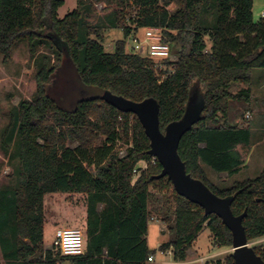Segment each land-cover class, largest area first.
I'll use <instances>...</instances> for the list:
<instances>
[{
  "label": "trees",
  "instance_id": "16d2710c",
  "mask_svg": "<svg viewBox=\"0 0 264 264\" xmlns=\"http://www.w3.org/2000/svg\"><path fill=\"white\" fill-rule=\"evenodd\" d=\"M108 2L115 7L104 16L105 24L91 27L84 21L93 9L91 1L77 0V7L60 18L57 10L64 0H0L1 62L6 64L20 43L27 44L32 56L40 46L49 49L36 58V94L20 101L1 135L5 149L13 143L18 158L12 184L0 187L4 264H147L153 252L146 241L150 192L164 188L171 190L174 206L172 215L159 214L170 235L160 251L185 260L204 228L215 245L232 247L231 231L220 217L205 215L201 206L179 195L167 176L154 177L162 167L151 161L149 139L138 118L102 100L103 90L133 101L154 98L164 131L181 118L189 92L198 84L204 91L203 117L182 135L178 154L193 178L218 196L233 197V214L246 210L242 224L249 242L263 238L264 167L225 186L213 183L205 169L238 173L243 160L236 147L253 140L252 130L230 117L232 103L251 100L249 87L233 93L231 85L249 84L252 69L264 68V19L253 18V0ZM126 16L132 27L123 23ZM104 27L121 28L123 34L110 52L102 43ZM145 27L160 28L177 57L161 62L171 70L156 71L152 59L126 49L131 31ZM66 96L72 97L68 103ZM97 135L103 136L99 144ZM117 139L132 144L123 158L114 152ZM140 160L147 166L134 179ZM54 192L85 196L82 255L63 256L43 248V199ZM253 248L264 260V243ZM215 264H234L231 253Z\"/></svg>",
  "mask_w": 264,
  "mask_h": 264
},
{
  "label": "rangeland",
  "instance_id": "374dc122",
  "mask_svg": "<svg viewBox=\"0 0 264 264\" xmlns=\"http://www.w3.org/2000/svg\"><path fill=\"white\" fill-rule=\"evenodd\" d=\"M93 2V9L85 14L84 21L87 25L95 27L98 24L104 23V16L115 7V4L108 0H85L86 3ZM77 7V0H64L57 12L58 17H63L68 12ZM174 4L168 6L173 9ZM128 11H133L128 9ZM264 11V0H253L252 14L255 20L260 18L261 12ZM128 16V15H127ZM127 16L123 20L126 25H132L127 20ZM107 26V25H106ZM143 29L137 32L134 30L125 38L129 45L133 44L131 36L143 35ZM103 46L105 51H112L115 42L123 38L121 28L104 27L101 30ZM171 51V50H170ZM49 49L44 46L38 48L36 55L32 56L26 43L18 44L12 51L10 60L3 64L0 56V187L9 185L13 182V168L18 163V158L15 155L13 143L5 149L2 144V132L9 123L13 113L18 108L20 101L29 100L36 94L35 66L36 58L41 53H48ZM174 61L177 60L176 55L171 51ZM55 61V56H52V62ZM172 66L164 65V70H171ZM252 79L249 84L233 83L230 90L236 93L242 88H250L251 100L246 103H232L230 117L232 122L238 126H248L253 132V140L249 145H239L238 150L242 157L246 160L245 166L241 167L238 174L228 176L226 172L215 173L209 167L205 166L208 178L219 186L230 185L234 180H241L246 177L257 175L264 167V68L254 67L251 71ZM193 87L203 94V90L198 84H193ZM192 87V88H193ZM59 94V93H58ZM204 95V94H203ZM71 96H66L64 102L68 103ZM62 101V102H63ZM63 102V103H64ZM64 103V104H65ZM249 111L252 116L249 119L244 118V114ZM102 135H97L95 144L101 143ZM258 142V143H256ZM256 143V144H255ZM70 147H75V141H68ZM254 144V146H253ZM142 160L138 161L136 167H142ZM247 167V168H246ZM134 178V177H133ZM149 209L151 215L160 219L162 211L173 213V198L170 189H151ZM44 237L43 245L50 246L54 239V231L58 227H75L84 231L86 217V202L85 196L81 193H64L54 192L44 195ZM100 208V205H99ZM172 218V217H171ZM157 221L151 222L148 227V247L153 250L152 256L154 261L149 264H176L172 252H162L159 249V243L162 238L168 235V232L159 230ZM167 231V224L163 223ZM162 234L164 236H162ZM195 243L191 246V250L195 253L188 257L189 264H215L217 260H222L226 255L231 253V248L219 247L213 242V236H208V229L204 228ZM264 243V237L250 242L251 246H258ZM198 258V261L196 260ZM1 262L4 264L0 257ZM60 264H70V262L62 261Z\"/></svg>",
  "mask_w": 264,
  "mask_h": 264
},
{
  "label": "water",
  "instance_id": "95a60500",
  "mask_svg": "<svg viewBox=\"0 0 264 264\" xmlns=\"http://www.w3.org/2000/svg\"><path fill=\"white\" fill-rule=\"evenodd\" d=\"M99 97L122 112L136 115L149 139L148 153L156 157L162 167L155 178L167 176L179 195L201 206L205 215L215 214L221 218L232 234L231 255L234 264H264L247 239L242 224L246 210L239 215L233 214V197L218 196L201 180L193 178L186 172L185 163L178 154L182 135L203 117L205 99L198 88H191L181 118L169 122L164 131L160 130L159 105L154 98L133 101L108 90L101 91Z\"/></svg>",
  "mask_w": 264,
  "mask_h": 264
},
{
  "label": "built area",
  "instance_id": "2783aa9c",
  "mask_svg": "<svg viewBox=\"0 0 264 264\" xmlns=\"http://www.w3.org/2000/svg\"><path fill=\"white\" fill-rule=\"evenodd\" d=\"M260 18L264 19V11L261 12ZM143 35L131 36L133 41L132 45L126 42V49L132 54L141 56H147L153 61V67L156 71H160L164 68L163 60L174 61L170 51V46L165 42L161 35L160 28L157 27H145L143 29ZM249 111L245 113V118H250ZM200 145H203L202 143ZM132 146L131 142L125 143L121 139H117L114 143V152L118 158L126 156L128 149ZM157 160L152 156L151 161ZM142 167L133 168L134 179L139 175L141 169L147 166V162L143 161ZM154 219V216L150 220ZM53 253H59L63 256H78L85 253V237L84 231L75 227H58L54 231V239L50 246L45 248ZM153 256H148L147 260L151 261ZM62 262V261H60ZM59 262V264H60Z\"/></svg>",
  "mask_w": 264,
  "mask_h": 264
},
{
  "label": "crops",
  "instance_id": "0c3cea01",
  "mask_svg": "<svg viewBox=\"0 0 264 264\" xmlns=\"http://www.w3.org/2000/svg\"><path fill=\"white\" fill-rule=\"evenodd\" d=\"M251 114V113H250ZM251 116H252V114H251ZM250 116V117H251ZM256 143H258V142H256ZM255 143V144H256ZM239 146V145H238ZM241 146V145H240ZM253 146H254V144H253ZM236 150L240 153V155H241V158H242V160H243V167L245 166V164H246V162H245V158L244 157H242V154H241V152L238 150V148L236 147ZM247 168V167H246ZM241 170V169H240ZM240 170H239V172H240ZM236 174H238V173H236ZM172 215V214H171ZM155 221H157V223H159L158 225H159V230L161 231V232H167L166 231V229H165V225L163 224V222L160 220V219H157V218H155L154 217V219H152V220H149L148 221V225H147V234H148V227H149V225L151 224V222H155ZM44 225H45V223H44ZM208 229V228H207ZM168 235H169V233H168ZM210 235H212L211 234V232L209 231V229H208V236L210 237ZM162 236H164L163 234H162ZM169 238H170V235L169 236H167V237H165V238H162L161 240H160V243H159V245L161 244V243H163V242H166V241H168L169 240ZM146 241H147V243H148V235H146ZM195 241L196 240H194L193 241V243L191 244V246L195 243ZM148 245V244H147ZM191 246L189 247V249L187 250V256H186V258H185V260H183V261H176V264H189L191 261H190V259H188V257L189 256H191V255H194L195 253L191 250ZM47 246H44L43 245V248L45 249ZM168 253H171V251H167ZM196 260L198 261V258H196ZM152 261H154V258L151 260V261H147V264H149L150 262H152Z\"/></svg>",
  "mask_w": 264,
  "mask_h": 264
}]
</instances>
